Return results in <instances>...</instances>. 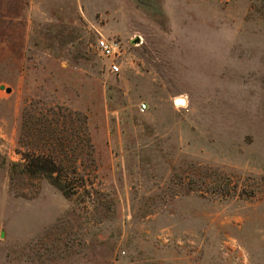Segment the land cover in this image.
I'll use <instances>...</instances> for the list:
<instances>
[{
  "label": "rangeland",
  "instance_id": "374dc122",
  "mask_svg": "<svg viewBox=\"0 0 264 264\" xmlns=\"http://www.w3.org/2000/svg\"><path fill=\"white\" fill-rule=\"evenodd\" d=\"M0 264H264V0H0Z\"/></svg>",
  "mask_w": 264,
  "mask_h": 264
},
{
  "label": "built area",
  "instance_id": "2783aa9c",
  "mask_svg": "<svg viewBox=\"0 0 264 264\" xmlns=\"http://www.w3.org/2000/svg\"><path fill=\"white\" fill-rule=\"evenodd\" d=\"M95 48L97 52L105 58L111 59L108 64V70L111 73H119L122 65L125 62L126 48L122 42L109 40L104 37H99L96 41ZM147 108L145 103L141 104L140 109L144 111Z\"/></svg>",
  "mask_w": 264,
  "mask_h": 264
},
{
  "label": "trees",
  "instance_id": "16d2710c",
  "mask_svg": "<svg viewBox=\"0 0 264 264\" xmlns=\"http://www.w3.org/2000/svg\"><path fill=\"white\" fill-rule=\"evenodd\" d=\"M39 161L36 163V171H38L41 174H45L47 178L50 180V182L58 187L63 193L69 194L74 189V185L71 181L63 180L58 175H55L54 173L60 170V163L57 160H46L44 156H39ZM43 161V162H42ZM16 163H13V169L16 168ZM62 165V164H61ZM45 166H48V171L45 173L44 168ZM75 168V172H76Z\"/></svg>",
  "mask_w": 264,
  "mask_h": 264
},
{
  "label": "water",
  "instance_id": "95a60500",
  "mask_svg": "<svg viewBox=\"0 0 264 264\" xmlns=\"http://www.w3.org/2000/svg\"><path fill=\"white\" fill-rule=\"evenodd\" d=\"M7 90L10 92L11 91V88H8Z\"/></svg>",
  "mask_w": 264,
  "mask_h": 264
}]
</instances>
